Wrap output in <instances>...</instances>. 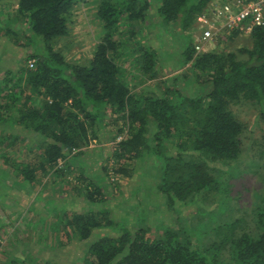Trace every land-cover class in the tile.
Segmentation results:
<instances>
[{"label":"trees","instance_id":"obj_1","mask_svg":"<svg viewBox=\"0 0 264 264\" xmlns=\"http://www.w3.org/2000/svg\"><path fill=\"white\" fill-rule=\"evenodd\" d=\"M213 1L94 0L101 40L91 60L70 62L55 46L70 34L81 0H0L1 37L15 54L25 50L15 68H0V159L13 170L10 179L33 184L52 176L79 190L83 213L65 215L61 223L71 241L96 238L82 264H264V195L254 207L257 232L239 221L215 226V218L206 220L204 211L211 195L223 203L233 200L225 197L230 189L223 179L240 173L246 128L232 107L251 104L264 123V25L248 36H227L246 41L236 52L216 47L198 54L197 20ZM11 2L15 15L6 11ZM165 37L176 44L165 48ZM175 60L180 75L163 74L161 66ZM109 111L111 118L118 117L114 124L123 122L117 135L126 132L113 145L116 169L110 174L106 159L89 182L87 175L69 181L73 161L88 152L92 141H109L98 132L105 129ZM29 137L36 146L25 145L27 162L10 158L6 149L14 151L17 142ZM149 158L158 195L178 215L172 223L160 221L156 234L148 215L134 213L127 224L119 223V217L111 216L117 205L106 207L117 188L111 180L131 178L132 166ZM96 177L104 179L110 194L104 195V183ZM193 206L201 219L180 216L181 207ZM216 208L215 214L224 210ZM104 229L112 234L105 235ZM1 233L0 226V240ZM8 260L5 264H38L15 256Z\"/></svg>","mask_w":264,"mask_h":264},{"label":"rangeland","instance_id":"obj_2","mask_svg":"<svg viewBox=\"0 0 264 264\" xmlns=\"http://www.w3.org/2000/svg\"><path fill=\"white\" fill-rule=\"evenodd\" d=\"M93 1L94 0H81L79 8L74 11L71 17L70 34L59 40L55 46L57 50H61L62 53H64L66 59L70 62L91 60L90 58H92L94 50L101 40V24L96 18V4L93 3ZM6 11H11L13 15L16 14L13 2H11L10 7L6 9ZM1 35L2 34H0V68L2 70H9L15 68L14 64L16 62L18 63L17 57L19 58L20 54L24 55L25 50H15L17 52L15 54L12 52L14 50L13 45L12 47L10 45L8 46L7 38L1 37ZM227 36L222 38L220 45L216 43V45L208 49L207 52L215 50L216 47H218L220 51L236 52L246 43L244 38H238L237 40L235 38L231 41L227 39ZM23 42L26 44V41ZM163 43L164 47L167 49L176 44L171 38L167 37L164 38ZM153 46L156 45L153 44ZM178 53L179 52L175 50V56H177ZM23 55L20 57V62L24 59ZM2 60H4V62H2ZM173 62L174 69H172L173 66H168L170 63L166 64L167 66H165V68L161 66V69H164L163 74L168 75L171 73L170 75L172 76L173 73H177L176 70L179 71L180 66H178L176 60ZM177 75L179 76L180 74H176V76ZM147 79L149 83L153 81L149 80V77ZM151 85H154L153 82ZM136 90H141V87ZM187 91L190 92L189 89H187ZM232 111L246 128L242 136V141L244 142L242 156L238 161L240 173H235L236 176L233 175L232 178L227 177L223 179V181L228 183L227 186L228 189H230L225 197H231L233 200L223 203L221 199H217L213 197L214 195H211L208 203L205 202L208 206L205 205L204 211H206V220H211L212 217L215 218V223L213 224L215 226L239 221L247 231L257 232L255 208L262 202L261 196L264 195V166H261L264 162V123L258 118V109L251 104L233 106ZM111 114V111L107 113L108 118L105 121V129L98 128V132L103 133L104 139L109 141L112 138L118 139V129L123 127L122 121L114 124L113 121L118 117L111 118L109 116ZM19 131L20 130H18V132ZM8 133L11 132H5V134ZM125 133L122 135L125 136ZM35 141L36 140L29 137L25 139V141L17 142L14 151L6 149V152L10 158L16 159L20 163L21 161L27 162L30 152L28 149H25V145L34 146L35 144L33 143ZM116 141H110L108 143H106V141L102 143L98 140L92 141L91 146L93 147L90 146L88 150L92 152L88 156L89 162L86 165L89 168L86 181L89 182L91 179H94L93 174L101 170L100 167L102 165L97 164L98 161H101L99 157L101 153L107 156H113L112 142L116 143ZM99 148L103 149L98 150ZM110 158L108 160L109 162H102L104 165L105 163L107 164L105 166H108L111 170L109 173L112 174V169H116L117 163L114 157ZM104 160H106V158ZM151 163H153V158L147 159L146 164L136 163V166H132L131 168L134 170L131 178H117L111 180L117 187L112 194H110L111 188L104 179L96 177L95 180L97 181L99 179L98 181L103 182L102 191L104 195L110 194L108 197H112L111 199L113 202L106 207L113 208V205H117L115 210L111 212V216L113 213V219L119 217V223L127 224V218L133 217L134 213H136V216L140 214L142 217L148 215L149 219L147 218V222L155 228L153 232L156 234V227L160 221L172 223L178 215L170 213L166 209V205H164V199L161 195H158L159 191L157 189L156 175L150 167ZM62 164H64V161H61L60 165ZM215 166L221 167L220 163H214L213 167ZM153 170H155L154 166ZM214 170L218 175L219 171L217 169ZM145 171H149L150 173L145 174ZM241 171H243L242 175ZM257 171L258 173H256ZM5 175L10 179L9 177L14 175L13 170L8 167L3 159H0V226L2 227L0 251L3 252L2 254L0 253V264L8 262L10 256L33 260V262L38 264H82V259L87 255L91 240H96V238L93 237L90 240L82 242L70 236L72 238L71 241L69 237L64 235V224L60 223V225H55L59 219L58 217L61 215L60 208H63V211H65L70 205L64 204L63 202L67 201L68 203V201H74V197L79 196V190L77 191L75 189L76 187L71 184H59V179L52 176H46L33 184H28L22 182L20 177H11L10 180L12 181L6 180ZM75 179V175L72 173L69 177V181H73L74 183ZM13 183H15V185H13ZM11 185L13 187H11ZM74 203L76 204L72 207L73 212L83 213L82 201L78 199ZM219 204H223L224 206ZM216 206L224 207V210L219 214H215L217 213ZM98 207L100 208L99 205L96 206V208ZM56 208H58L59 211ZM129 209L139 210L137 212H131ZM180 209L182 211L180 216L184 219L192 217L196 220L202 218L198 213L199 208L197 206L190 208L181 207ZM207 209H213L211 212L213 214ZM69 215H72V213L69 212L68 215L66 214V216ZM63 217H65V215H63ZM58 228L59 231H57ZM240 229L242 230L241 226ZM238 232H240V230H238ZM104 234L110 235L112 233L105 230ZM102 236L104 235H99V237Z\"/></svg>","mask_w":264,"mask_h":264},{"label":"built area","instance_id":"obj_3","mask_svg":"<svg viewBox=\"0 0 264 264\" xmlns=\"http://www.w3.org/2000/svg\"><path fill=\"white\" fill-rule=\"evenodd\" d=\"M264 25V0H215L198 17L195 32L197 53L207 52L216 43L235 32L248 36L257 26ZM32 64H35L32 62ZM120 135L113 145L120 143Z\"/></svg>","mask_w":264,"mask_h":264},{"label":"crops","instance_id":"obj_4","mask_svg":"<svg viewBox=\"0 0 264 264\" xmlns=\"http://www.w3.org/2000/svg\"><path fill=\"white\" fill-rule=\"evenodd\" d=\"M92 58H93V56H92ZM92 58H90V59H92ZM173 61H170V64L168 65V66H173ZM167 66V65H166ZM164 68H165V66H164ZM164 70V69H163ZM178 71V70H177ZM174 74V73H173ZM108 142H110V141H107L106 143H108ZM113 143V142H112ZM111 145V144H110ZM91 147H93V146H91ZM103 148H99L98 150H102ZM105 149V148H104ZM113 149H114V147H113ZM86 151V150H85ZM103 151H105V150H103ZM90 151H88V152H86L85 154H83V156L82 157H79V158H76V160L75 161H73V163H76L75 165H73L74 166V172H73V175H75V178H77V176H79V177H83V176H85V175H87V171H88V167L86 166L87 164H88V162H89V155L91 154V152L89 153ZM105 156H107V155H105V154H102L101 153V155H99V157H100V159H101V161H98L97 162V164H101L102 166L100 167V169H102V167H103V165H104V163L103 162H105L106 160H104L105 158L108 160L109 158L108 157H110V155L109 156H107V157H105ZM104 157V158H103ZM70 158V157H69ZM68 158V159H69ZM72 159V158H71ZM103 161V162H102ZM60 164H61V161H60ZM63 165V164H62ZM83 175V176H82ZM59 182L61 183L62 181L61 180H59ZM75 199H74V201H68V203H67V201H65V202H63L64 204H70L69 205V207L67 208V210H65V211H63V208L61 209L60 208V212H61V215L58 217L59 219L57 220V223H55V225H60V223H61V219L63 218V215H68L69 214V212L70 213H73V210H72V207H74L73 205L74 204H76V203H74V202H76L78 199H80L81 201H82V203H83V206H84V204H85V199H82V198H84V197H80V196H75L74 197ZM72 204V205H71ZM82 206V207H83ZM57 210H58V208H56ZM62 210V211H61ZM59 211V210H58ZM62 224V223H61Z\"/></svg>","mask_w":264,"mask_h":264}]
</instances>
